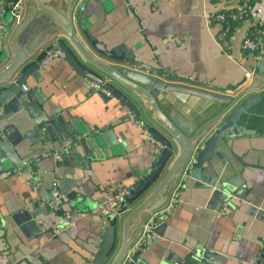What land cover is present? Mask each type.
Instances as JSON below:
<instances>
[{
	"label": "crops",
	"instance_id": "1",
	"mask_svg": "<svg viewBox=\"0 0 264 264\" xmlns=\"http://www.w3.org/2000/svg\"><path fill=\"white\" fill-rule=\"evenodd\" d=\"M10 1L14 5L18 3V0ZM39 1L56 12L66 7V0ZM239 4L235 0H156L154 11L146 0H75L72 6L94 41L106 50L120 47V55L132 53L134 60L158 70L149 74L164 83L220 97L241 95V100L253 95L257 98L235 122L244 132L243 136L228 140L229 147L217 140L224 159H214L212 170L203 171L202 178L187 175L182 181L181 201L158 220L150 240L139 250L138 259L142 264H181L192 249L200 255L195 264H257L260 243L264 241V70L259 74L260 66L264 67V25L260 46L254 54L242 53L240 49L242 39L251 29L250 20L233 25L229 34L230 50L223 54L213 37L218 25L211 19L216 10H232ZM33 10V2L25 0L19 12L20 21L25 23ZM35 13L51 17L39 9ZM0 19L3 22L0 48L7 52V64L15 57L10 41L16 37L21 22L17 25L11 22L15 27L8 28L4 25L5 14ZM26 24L29 29L24 27L20 31L28 33L24 43L37 34V24L43 30L48 27L34 16ZM76 36L83 40L78 29ZM95 57L110 65L114 62L97 54ZM252 64L256 70L246 83L243 74ZM26 84L37 87L47 118L59 116L81 131L110 125L117 142L123 143L120 153H111L80 168L76 167V161L63 159L56 164L51 157H40L42 150L61 145L53 132L39 138L35 135L14 137L11 161L3 162L8 167L0 171V252L8 254L9 264H80L97 251L108 225V218L100 217L95 210L96 201L104 195V185L120 181L132 187L140 179L139 173L153 162V142L145 136L143 127H150L171 143L173 154L169 164L179 152V146L143 99L130 98L139 118L123 120L127 107L112 96L98 92L97 88H87L85 79L64 58L53 59L34 78L28 76ZM169 98L172 105L168 102L161 108L171 107V114L180 113V122L192 132H202L193 144L194 149L201 148L219 115H226L235 107L196 95H188L184 103ZM64 152L61 149L60 154ZM13 169L16 171L11 172ZM7 171L10 173L6 174ZM178 179L179 175L151 201L163 195V205ZM27 181L35 182L37 190L32 191ZM53 184L61 194L66 189L78 200L75 203L66 200L61 206L71 224L64 225L56 235L38 224V220L48 225L58 219L54 211L43 208V197ZM221 202L229 205V211L216 217L214 211ZM135 207L126 205L114 217L115 240L103 264H110L116 255L121 245L122 226ZM135 225L134 222L128 225L127 237L136 234Z\"/></svg>",
	"mask_w": 264,
	"mask_h": 264
},
{
	"label": "water",
	"instance_id": "2",
	"mask_svg": "<svg viewBox=\"0 0 264 264\" xmlns=\"http://www.w3.org/2000/svg\"><path fill=\"white\" fill-rule=\"evenodd\" d=\"M31 1L34 9L31 17L34 16L41 23L47 24L48 27L43 30L41 25L37 24L35 26L37 34L29 39L27 43H24L28 38V33H20V31L24 27L26 30L29 29V25L26 22L28 23L31 19L29 17L25 23H22L19 18V12L25 0H18L16 6L10 0H0V15L5 14V17H7L4 23L5 27H11V22L12 24L15 23V25L19 21L21 22L16 29V37L10 41L11 50L15 55L13 61L6 64L7 52L4 48H0V68L3 69L0 72V171L8 167V165H3V162L11 161L10 150H13L14 147L12 141L14 137L35 135L39 138V136L44 137L45 134L53 132L56 134L54 139L61 145H65V152L61 154L62 160L65 159L68 162L76 161V167L80 168L84 167L87 162L122 151L123 143L117 142V135L113 133L110 125L94 131H81L78 128H72L70 124L65 123L59 116L55 119L47 118L41 107L42 99L37 94V87H29L26 84L27 77L31 76L34 78V74L39 70L37 61L44 53H41L35 60L33 58L39 50L36 51L34 49L41 43L45 42L43 46L48 48V50L58 49L61 51L73 71L85 79L87 88L89 83H92L97 86L98 92H102L103 95L104 91L107 92L108 95L132 111L136 119L139 118V112L132 100H135L136 97L143 99L165 131L178 144L179 152L169 164L173 154L171 143L150 127H143L163 147L159 154L154 157L151 165L139 173L140 179L134 186L128 187L127 195L120 201V210L126 205L136 207L122 226L121 245L110 263L142 264L138 259L139 250L130 252L129 249L138 235L146 216L162 205L165 196L162 195L153 202L151 200L165 186L169 188L175 182L190 154L193 153V162L189 175L193 178H202L203 171H207L209 168L212 170L211 165L214 159L222 161L224 156L220 154L216 143L217 140H222L223 145L225 144L229 147L227 145L228 140L235 136H243L244 132L235 126V122L239 115L253 104L257 98L253 95L241 100L239 99L241 95L233 98L220 97L164 83L161 79L149 74L150 71L158 73V70L134 60L132 53L123 52L120 55V47L106 50L100 43L94 41L87 32L83 21L73 10L72 6L75 0H66L64 11L59 12L54 11L48 5L42 4L39 0ZM38 9L49 13L51 17L35 13ZM2 23L0 21V24ZM12 27L14 28L15 26ZM13 28L10 30L12 31ZM76 29L81 33L82 41L77 38ZM95 54L99 58H108L114 62L111 65L107 64L98 60ZM29 55L31 57L22 63V60ZM139 69H142L144 73ZM259 69V74H262L264 67L260 66ZM188 95L204 97L218 101L221 104L229 103L228 107L230 108L235 106L226 115L224 113L219 115L213 131L204 139L199 149H194L193 144L200 137L201 130L192 132L188 125L180 122V113L172 115L171 107L167 109L161 108L164 104L166 105L170 102L169 97L173 98L174 101L184 103ZM170 103L172 105L173 102ZM69 146L70 148L68 149ZM165 170H167L166 173H163L164 175L159 178ZM61 192L65 199L60 200V207L54 211L57 216L64 214L61 206L66 200L69 203L78 202L73 192H68L66 189ZM43 199V208L47 209V202L53 199L50 191ZM133 222L136 224L134 227L136 234L129 238L126 231L128 225ZM114 240V217H109L108 225L103 230L101 244L94 253L91 264H103L113 247ZM199 260L200 255L192 249L181 264H195Z\"/></svg>",
	"mask_w": 264,
	"mask_h": 264
},
{
	"label": "built area",
	"instance_id": "3",
	"mask_svg": "<svg viewBox=\"0 0 264 264\" xmlns=\"http://www.w3.org/2000/svg\"><path fill=\"white\" fill-rule=\"evenodd\" d=\"M150 10L154 11L156 9V0H146ZM214 2H224L228 0H212ZM240 2L239 6L232 10L223 11L222 9L216 10L211 19L214 20L218 25V30L214 34V40L218 44L221 52L223 54H228L230 50L229 34L232 30L233 25L244 21L250 20L252 22L251 29L249 33L242 39L240 49L242 53L245 54H254L261 42V29L264 25V0H235ZM16 6V5H14ZM82 10V8H80ZM44 53V55L37 61L39 69L45 68L53 59H63L64 55L58 49L40 48L37 52V55L33 60ZM256 70L254 64L251 65L249 70H246L243 74V81L248 83ZM89 87L97 88L92 83H89ZM104 95L108 96L107 92H103ZM123 120L136 121L134 114L127 108L126 113L123 115ZM144 130V129H143ZM145 136L153 142V156L156 157L163 145L155 140L146 130H144ZM64 145H60L57 148H52L48 150H42L39 155L40 157L47 158L51 157L56 164L62 163L61 149H64ZM193 162V153L189 155L185 164L183 165L181 172L179 174L178 181L173 185L172 190L170 191L165 203L158 208L156 211L152 212L147 219L143 222L140 231L133 241L129 251L140 250L151 238V234L154 228L157 225L158 220L162 219L165 215L170 213L171 209L176 203L181 201L179 196V189L182 181H184L189 175V170L191 169ZM56 169V168H55ZM16 169H13L11 172H15ZM6 174L10 171L5 172ZM27 184L32 191L37 190V184L35 182L27 181ZM104 195L101 199L96 201L95 210L97 211L100 217L105 219L109 217H115L120 213V201L127 195L128 187H126L120 181L108 182L104 185ZM50 195L52 200L47 202V209L51 211H56L60 207V200L64 199L63 194H61L56 184H53L50 188ZM44 203V202H43ZM229 211V205L226 202H221L214 211L216 217L222 216ZM38 224L45 229L46 227L52 235L59 233L61 228L64 225L71 224L68 216L61 214L58 216V219L52 223L45 225L42 220H38ZM92 257L83 261L80 264H91ZM257 264H264V241L260 243L259 251L257 253ZM8 254L5 252H0V264H9Z\"/></svg>",
	"mask_w": 264,
	"mask_h": 264
}]
</instances>
